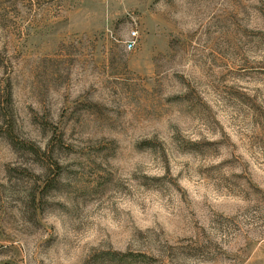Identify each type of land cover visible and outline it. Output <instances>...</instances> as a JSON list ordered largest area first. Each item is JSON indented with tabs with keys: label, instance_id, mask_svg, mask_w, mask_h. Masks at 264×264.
I'll return each instance as SVG.
<instances>
[{
	"label": "rangeland",
	"instance_id": "374dc122",
	"mask_svg": "<svg viewBox=\"0 0 264 264\" xmlns=\"http://www.w3.org/2000/svg\"><path fill=\"white\" fill-rule=\"evenodd\" d=\"M0 264H264V0H0Z\"/></svg>",
	"mask_w": 264,
	"mask_h": 264
},
{
	"label": "built area",
	"instance_id": "2783aa9c",
	"mask_svg": "<svg viewBox=\"0 0 264 264\" xmlns=\"http://www.w3.org/2000/svg\"><path fill=\"white\" fill-rule=\"evenodd\" d=\"M138 32L136 28H133L129 31L128 37L125 39V47L131 49L136 45Z\"/></svg>",
	"mask_w": 264,
	"mask_h": 264
},
{
	"label": "trees",
	"instance_id": "16d2710c",
	"mask_svg": "<svg viewBox=\"0 0 264 264\" xmlns=\"http://www.w3.org/2000/svg\"><path fill=\"white\" fill-rule=\"evenodd\" d=\"M5 89H6V91H5V98H6V105L8 104V102H10V100H11V85L9 84V83H6V85H5Z\"/></svg>",
	"mask_w": 264,
	"mask_h": 264
}]
</instances>
